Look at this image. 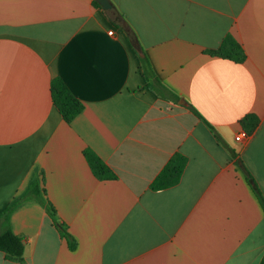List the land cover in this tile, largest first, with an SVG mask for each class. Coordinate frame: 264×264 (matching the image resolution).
Segmentation results:
<instances>
[{
	"label": "crops",
	"instance_id": "crops-1",
	"mask_svg": "<svg viewBox=\"0 0 264 264\" xmlns=\"http://www.w3.org/2000/svg\"><path fill=\"white\" fill-rule=\"evenodd\" d=\"M110 1L123 20L92 0H0V213L36 181L76 244L29 197L9 214L23 260L0 264H258L264 211L237 160L264 197V0ZM125 25L185 105L144 88ZM226 33L243 62L204 52ZM57 77L83 104L69 123ZM247 113L258 125L236 140ZM85 148L116 176L97 178ZM175 152L179 181L151 189Z\"/></svg>",
	"mask_w": 264,
	"mask_h": 264
},
{
	"label": "trees",
	"instance_id": "trees-1",
	"mask_svg": "<svg viewBox=\"0 0 264 264\" xmlns=\"http://www.w3.org/2000/svg\"><path fill=\"white\" fill-rule=\"evenodd\" d=\"M92 4L95 7H101L96 0H92ZM104 12L109 16V18L115 22L117 20H123V15L115 9L112 4L110 9L104 10ZM127 32V35L130 39L131 47L137 54L139 59V66L143 76L145 77L144 88L153 90L157 95L167 98L171 101L177 102L179 96L166 87L157 77L154 72L151 63L144 53L142 47L135 37V33L128 26H124ZM204 52L210 56H217L222 58L231 59L237 62H243L245 59V52L242 46L237 42V40L230 34L226 33L221 43L216 48H207L204 49ZM50 94L53 104L58 109L63 120L67 123L71 122L73 118L82 110L83 104L81 101L73 95L69 90L66 84L59 78H55L51 81L50 84ZM187 107L200 119L203 121L204 118L192 107V105L187 104ZM209 126L214 137L219 143L224 145L231 154L234 155L232 149L223 141V139L217 134L214 128L205 121ZM259 118L254 113H247L239 120V124L246 131L247 134H251L257 127ZM83 154L89 164V167L92 173L99 179L104 178H114L116 175L114 171L90 148H85ZM187 158L180 152L173 153L168 161L161 168L159 173L150 183L151 189H160L176 184L183 172ZM237 164L240 169L243 171L245 177L251 185L253 192L255 193L263 211H264V197L254 183L252 176L247 171V169L242 165V163L237 160ZM33 197L39 201L46 209L47 214L52 219L60 230L61 235L67 240L68 246L70 249L75 248V240L73 237L66 231V229L59 223H57L55 218V212L52 204L45 201L40 196V189L36 181H32L26 193L22 196L21 199L11 203L7 208H5L0 213V218L3 220L2 229L0 231V251L4 253V256L8 260L12 261H22L23 257V242L22 239L13 233L9 225V214L13 207L20 201L26 198ZM258 264H264V253Z\"/></svg>",
	"mask_w": 264,
	"mask_h": 264
},
{
	"label": "water",
	"instance_id": "water-1",
	"mask_svg": "<svg viewBox=\"0 0 264 264\" xmlns=\"http://www.w3.org/2000/svg\"><path fill=\"white\" fill-rule=\"evenodd\" d=\"M96 1L100 4L101 8L104 10L110 9L112 7V3L110 0H96ZM178 103L185 105L186 101L184 99L180 98L178 100Z\"/></svg>",
	"mask_w": 264,
	"mask_h": 264
},
{
	"label": "built area",
	"instance_id": "built-area-1",
	"mask_svg": "<svg viewBox=\"0 0 264 264\" xmlns=\"http://www.w3.org/2000/svg\"><path fill=\"white\" fill-rule=\"evenodd\" d=\"M247 136H248V134L244 130H241L238 134L235 135V139L236 140H243Z\"/></svg>",
	"mask_w": 264,
	"mask_h": 264
}]
</instances>
